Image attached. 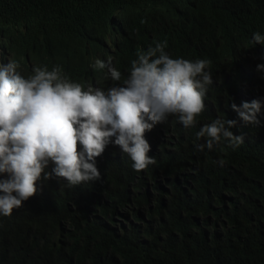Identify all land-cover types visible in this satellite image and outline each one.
I'll return each instance as SVG.
<instances>
[{
    "label": "trees",
    "instance_id": "16d2710c",
    "mask_svg": "<svg viewBox=\"0 0 264 264\" xmlns=\"http://www.w3.org/2000/svg\"><path fill=\"white\" fill-rule=\"evenodd\" d=\"M105 18L124 46L121 80L108 75L102 89L123 84L138 51L167 41L172 58L210 62L205 109L190 127L169 115L146 132L156 163L144 170L109 143L99 180L42 177L22 207L0 215V264H264V45L252 39L264 35V0H0V37L13 38L2 53L17 47L24 77L32 63L65 65L82 82L92 60L81 59L79 38ZM253 100L258 125L231 107ZM217 118L235 120L244 143L200 150L196 134Z\"/></svg>",
    "mask_w": 264,
    "mask_h": 264
},
{
    "label": "clouds",
    "instance_id": "9594fccd",
    "mask_svg": "<svg viewBox=\"0 0 264 264\" xmlns=\"http://www.w3.org/2000/svg\"><path fill=\"white\" fill-rule=\"evenodd\" d=\"M114 21L105 18L79 38L84 51L81 59L87 54L92 60L91 72L82 82L70 80L63 73L65 65L50 70L32 63V74L24 77L15 60L17 47L10 54L2 53L13 38L0 37V174H8L0 179V215L11 216L22 207L37 193V181L42 177L48 180L54 174L70 187L99 180L96 158L109 143L130 157L134 170L146 169L156 161L148 154L151 148L145 133L169 115L190 127L204 111L206 86L213 84L211 72L206 70L210 62L172 58L165 52L167 41L138 51L123 84L102 89L108 75L121 80L115 67L121 59L124 35L113 32ZM252 39L264 45V35L259 32ZM257 68L264 69V64ZM90 76L93 80L85 86ZM231 107L245 124L260 123L258 100ZM235 126V120L220 118L205 124L196 134L197 139L205 138L198 148L211 150L222 138L230 147H239L244 137L231 131ZM50 163L53 167L48 172Z\"/></svg>",
    "mask_w": 264,
    "mask_h": 264
}]
</instances>
